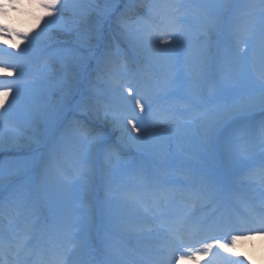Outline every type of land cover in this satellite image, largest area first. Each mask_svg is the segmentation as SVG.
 I'll return each mask as SVG.
<instances>
[{
	"label": "snow or ice",
	"instance_id": "6c2138e0",
	"mask_svg": "<svg viewBox=\"0 0 264 264\" xmlns=\"http://www.w3.org/2000/svg\"><path fill=\"white\" fill-rule=\"evenodd\" d=\"M137 7L142 12L130 15ZM115 13L99 0H0V145L31 130L29 167L42 179L56 146L41 129L60 128L75 142L70 171L61 175L90 184L93 161L102 157L116 203L114 242L98 259L62 203L42 218L23 186L9 189L0 195V264H248L239 249L264 237V160L257 164L254 152L264 151V120L243 132L238 122L264 113V0L129 5L116 18L126 49L106 51L102 86L81 93L56 74L64 51L57 33L86 43L93 16ZM22 19L31 26H18ZM225 33L233 51L227 70L217 73L213 49ZM185 50L181 66L175 53ZM137 58L165 74L142 83ZM193 137L205 146L224 142L231 169L172 163L163 145ZM129 151L140 159L125 160ZM57 231L63 239L54 240Z\"/></svg>",
	"mask_w": 264,
	"mask_h": 264
},
{
	"label": "rangeland",
	"instance_id": "374dc122",
	"mask_svg": "<svg viewBox=\"0 0 264 264\" xmlns=\"http://www.w3.org/2000/svg\"><path fill=\"white\" fill-rule=\"evenodd\" d=\"M144 2L145 0H99L101 7H103L105 4L110 7H115L116 13L113 14L111 18H106L103 15H94L91 23L90 36L87 38L86 43L82 42L81 40H78L74 35L67 33H57V37L60 41V44L57 45V47L63 49L64 51L61 53L60 59H58L55 64L56 74L60 77L66 78L70 83L74 84L76 86V89L81 93L88 94L92 90L100 88L102 86L100 83V78L104 71L103 64L99 62L102 55L106 51L114 50L117 47L121 49H126L127 47L126 37L124 36L116 22L117 15H119V13L123 12L125 9H128L129 5L131 4L139 6ZM184 2L199 3L202 2V0H184ZM217 2H219V0H217ZM230 2L235 7L237 5L245 3L246 0H230ZM135 11L142 12V10L137 7L135 9H129V14L132 15ZM31 23L32 22L29 20L22 19L18 26L29 27L31 26ZM199 27L200 24L197 21L193 20L191 22V28L193 32L198 31ZM118 39L119 43L117 44V46H113ZM256 42L258 41H253V43ZM221 45H224V47L227 46L228 51L223 53L224 51ZM232 51L233 50L228 43L227 34L225 33L219 38V43L213 49L214 68L217 73H223L227 70V61L231 58ZM182 52H186V50L177 51L175 53L178 63L184 62L185 58L182 59L179 56L180 54H182ZM217 57H219L218 62H216L215 60V58ZM143 62L144 61L141 59V63L137 62V64L138 68L140 69V76H142L144 79L152 77V71L160 70L162 76L165 74L164 67L155 63H150V65L152 66V71H150L149 67L146 68L141 65ZM143 69L146 70L144 71V73L142 72ZM54 100L55 102H60L61 97L56 96ZM73 103H75V101H73ZM261 120H264V116H261L258 119L257 123ZM41 130L44 132V135L47 138L49 147H53L54 145L56 146L52 151L56 156L62 157L63 155L61 154V152L67 154L68 152H70L69 149H72L73 153L75 148V142L73 141L74 145L69 144L70 141L67 138H63L61 136L60 128L42 127ZM30 137H32V132L31 130H28L24 133V135L19 138L18 141H14L6 145H0V165H2V168H4L6 173L16 175L20 172L31 170L29 167V160L34 155L35 147ZM193 140L195 142L189 143L183 138H176V144H174L175 147L172 145L174 150L172 155L170 154V161L173 163L176 160H183L185 162H191L195 166H199L200 163L198 162L197 158L203 159L206 156L204 153L205 150L200 149L201 146H203L204 144L196 140L195 137H193ZM221 144L223 146L222 149L225 152L226 144L224 142H221ZM59 145H63V147H60ZM210 148H217V144L215 146H207V150L209 152H207L206 154H208V156L211 153ZM45 150L47 151V149ZM192 151L198 153L197 158H190V154ZM67 156L69 157L71 155L69 154ZM10 157L17 158L16 161L11 159L13 162L8 164L7 159H10ZM17 161L20 162V164L16 165ZM226 161H228V159ZM64 169L67 170V168ZM22 181L24 185H31L37 190L40 187H37V184L41 182V180H37V178L32 174V172L27 173L23 177ZM42 182L44 188L49 187L52 193L61 197L58 189L60 186H62V181H58L54 176H52L50 183H47V181L44 179L42 180ZM0 185H2L1 182ZM45 202L51 203L49 199H47ZM69 205L71 207L76 208V204H74V202L72 201L69 203ZM257 240L259 239L257 238L256 241ZM249 246L250 245L245 244L244 248L246 247L250 249Z\"/></svg>",
	"mask_w": 264,
	"mask_h": 264
},
{
	"label": "bare ground",
	"instance_id": "6f19581e",
	"mask_svg": "<svg viewBox=\"0 0 264 264\" xmlns=\"http://www.w3.org/2000/svg\"><path fill=\"white\" fill-rule=\"evenodd\" d=\"M171 141H167L163 145V150L169 154L173 153V147L170 144ZM102 172V171H101ZM66 194H69L67 191ZM259 239L256 241V239ZM253 241L246 242L245 244L250 245V249L244 248V245L239 249L241 255H244L247 259H249L251 264L259 263L261 264L262 260V245H264V237H257ZM249 243V244H248ZM244 253V254H242Z\"/></svg>",
	"mask_w": 264,
	"mask_h": 264
}]
</instances>
